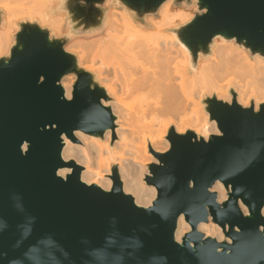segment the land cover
Returning a JSON list of instances; mask_svg holds the SVG:
<instances>
[{"label":"water","instance_id":"1","mask_svg":"<svg viewBox=\"0 0 264 264\" xmlns=\"http://www.w3.org/2000/svg\"><path fill=\"white\" fill-rule=\"evenodd\" d=\"M105 1L58 0L67 35L21 21L0 57V264H264V102L254 110L206 96L218 133L205 140L169 130V148L149 165L156 195L148 206L122 190L115 167L105 190L62 158L63 136L100 137L115 120L102 104L104 87L64 48L70 37L101 30ZM116 1L139 22L166 0ZM191 1L196 13L174 33L194 65L216 36L264 57V0H174ZM68 74L70 98L60 83ZM216 181L227 191L221 201L211 191ZM181 215L190 230L177 241ZM209 219L222 240L197 230Z\"/></svg>","mask_w":264,"mask_h":264},{"label":"bare ground","instance_id":"2","mask_svg":"<svg viewBox=\"0 0 264 264\" xmlns=\"http://www.w3.org/2000/svg\"><path fill=\"white\" fill-rule=\"evenodd\" d=\"M53 2L56 1L0 0L4 9L0 57L12 44L11 34L20 15L37 18L53 29L57 8ZM104 4L107 8L101 30L65 48L76 50L78 65L91 71L104 87L108 100H102V104L111 108L115 120L100 137L79 130L73 132L72 139L63 136L61 155L82 167L83 182L105 190L111 187L112 177H107L111 167H117L122 190L130 193L137 205L148 206L156 193L154 188L144 186L141 177L144 164L156 163L157 154L169 148L163 136L173 127L176 133L192 131L205 140L217 132L214 120L207 124L198 101L206 94L228 103L235 101L242 107L248 106L244 99L250 95L263 97L264 57L251 55L234 39L216 36L210 53L199 54L194 65L188 49L173 32L177 22L190 20L185 8L177 9L173 0H166L143 25L133 21L129 12L117 9L115 1L106 0ZM52 34L56 35L54 29ZM175 45L180 54L173 48ZM74 79L75 75L68 74L60 81L66 98L71 96ZM230 90L236 96L231 97ZM74 138L80 139L83 146L74 144ZM70 171L65 167L58 174L65 176ZM211 190L218 201L226 198L221 182L216 181ZM240 207L245 214L246 208ZM261 212L264 215V205ZM189 230V224L179 216L175 239L180 241ZM197 230L218 241L223 239L221 228L210 219L199 223Z\"/></svg>","mask_w":264,"mask_h":264},{"label":"rangeland","instance_id":"3","mask_svg":"<svg viewBox=\"0 0 264 264\" xmlns=\"http://www.w3.org/2000/svg\"><path fill=\"white\" fill-rule=\"evenodd\" d=\"M56 2H53V3H55L54 4V6H56V3H57V6H58V2H57V0H55ZM113 1H115L116 2V7H117V9H119V10H124L121 6H119L118 4H117V1L116 0H113ZM174 1V0H173ZM174 4H175V7L177 8V9H182V8H185V10L186 11H188V12H190V15H189V17L188 18H192L193 16H194V14L196 13V5L194 4V2L193 1H191L189 4H187V3H185V2H183V3H181V4H177V3H175L174 2ZM107 7L105 6V4H104V9H106ZM0 10H1V12H2V15H3V7L0 5ZM54 19H53V29L56 31V35L55 36H65V35H67V32H69V26L68 25H66V20H67V14H66V12H64V11H59L58 10V7L54 10ZM151 15H155V14H149V15H146L145 17H144V20L143 21H136V20H134L133 18V21H135V22H138V23H141V24H143V25H145L146 24V22H145V20H146V18L148 17V16H151ZM21 21H29V22H37L41 27H43V28H47V29H49L50 30V32H51V34H52V27L51 26H46V25H44V24H41L40 23V21L37 19V18H32V19H28L25 15H20V17L19 18H17L16 20H15V25H17L18 24V22H21ZM182 24H184L183 22H177L176 23V25H174L173 26V32L175 31V29L177 28V27H179L180 25H182ZM15 25H14V29H13V32H12V34H11V36H12V40H13V38H14V34H15V32H16V27H15ZM96 35V34H95ZM94 36V34H91V35H79V36H74V37H70V39H69V41H68V43L65 45V47L68 45V44H70L71 42H73V41H76L77 39H86V40H88L89 38H91V37H93ZM175 44V43H174ZM173 44V45H174ZM64 47V48H65ZM176 47H178V45H175V47L173 46V48L176 50V51H178V53L180 54V50H179V47L178 48H176ZM65 50H67L68 52H71V53H73V54H75L76 56H77V51L76 50H74V49H69V48H65ZM8 53V52H7ZM3 55H5V54H3ZM3 55H1V56H3ZM89 71V70H88ZM91 72V71H90ZM96 80L98 81V79L96 78ZM74 81H75V79H74ZM99 82V81H98ZM74 83V82H73ZM100 83V82H99ZM228 93H230L229 91H228ZM213 95V94H212ZM212 95H204V96H202L200 99H198V101L200 102V107L202 108V110H203V112H204V115L206 116V118H207V124H209L212 120H209V115H208V113L204 110V104H203V99L206 97V96H212ZM215 96V95H214ZM236 96V95H235ZM231 97H232V95H231ZM215 98L216 99H218V100H221V99H219V97L218 96H215ZM245 102L248 104V106L247 107H249V106H252L253 108H254V105H256L257 106V108H258V106H259V104L260 103H262V102H264V96L263 97H258L257 95H250V96H248V97H246L245 99ZM223 101V100H222ZM226 102V101H225ZM115 116V115H114ZM171 127H173V126H171ZM170 127V128H171ZM169 128V129H170ZM174 128V127H173ZM218 133V131L217 132H215V133H211V134H217ZM167 135V134H166ZM166 135L165 136H163V140L162 141H164V142H168V140L166 139ZM210 135V134H209ZM208 138V137H207ZM72 142H74V144H76V145H78V146H83V142L80 140V139H77V138H74V140L72 141ZM168 144H169V142H168ZM152 162H148V163H145L144 164V172H143V176L141 177V180H142V183L144 184V186H146V187H152V188H154L155 189V187L153 186V185H151V184H148L147 182H146V178H147V176H150V173H149V165L151 164ZM156 163H157V161H156ZM114 166H112L111 167V173H112V168H113ZM117 168V167H116ZM111 173L107 176V177H109V178H111ZM112 181V180H111ZM112 184V183H111ZM212 191V190H211ZM155 193H156V189H155ZM226 193H227V191H226ZM127 194H130V193H127ZM131 195V194H130Z\"/></svg>","mask_w":264,"mask_h":264}]
</instances>
